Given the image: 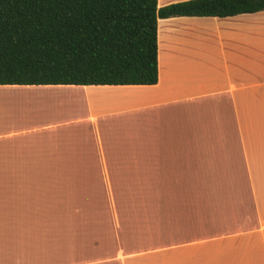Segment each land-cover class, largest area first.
<instances>
[{"label": "crops", "instance_id": "1", "mask_svg": "<svg viewBox=\"0 0 264 264\" xmlns=\"http://www.w3.org/2000/svg\"><path fill=\"white\" fill-rule=\"evenodd\" d=\"M157 67L152 85H0L21 106L0 109V264H48L50 169L104 170L124 202L99 256L66 264H264V10L158 18Z\"/></svg>", "mask_w": 264, "mask_h": 264}, {"label": "trees", "instance_id": "2", "mask_svg": "<svg viewBox=\"0 0 264 264\" xmlns=\"http://www.w3.org/2000/svg\"><path fill=\"white\" fill-rule=\"evenodd\" d=\"M263 10L264 0H0V85H152L158 18Z\"/></svg>", "mask_w": 264, "mask_h": 264}, {"label": "rangeland", "instance_id": "3", "mask_svg": "<svg viewBox=\"0 0 264 264\" xmlns=\"http://www.w3.org/2000/svg\"><path fill=\"white\" fill-rule=\"evenodd\" d=\"M20 107L16 102H0V109L4 112L2 114L8 120H17L21 113ZM86 107L85 103L78 104L82 116L87 115ZM124 172L129 174V171ZM106 177L104 170L48 171L46 223L48 264H66L75 259H82L84 262L85 258L98 257L99 252L109 244L106 237L113 233L115 236L114 229L111 230L109 217L114 215L115 209L119 213L124 208V202L110 201L105 197V189L108 195V185L103 186L100 183L101 179ZM114 188L119 189L115 186ZM128 188L131 187L124 186V192ZM26 263L29 264V260Z\"/></svg>", "mask_w": 264, "mask_h": 264}]
</instances>
